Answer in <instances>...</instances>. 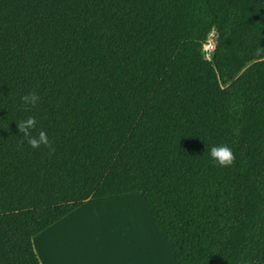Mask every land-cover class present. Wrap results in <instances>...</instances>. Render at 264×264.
<instances>
[{
	"label": "trees",
	"instance_id": "trees-1",
	"mask_svg": "<svg viewBox=\"0 0 264 264\" xmlns=\"http://www.w3.org/2000/svg\"><path fill=\"white\" fill-rule=\"evenodd\" d=\"M130 192L175 264H264V0H0V264H42L37 234Z\"/></svg>",
	"mask_w": 264,
	"mask_h": 264
},
{
	"label": "crops",
	"instance_id": "crops-1",
	"mask_svg": "<svg viewBox=\"0 0 264 264\" xmlns=\"http://www.w3.org/2000/svg\"><path fill=\"white\" fill-rule=\"evenodd\" d=\"M42 264H175V253L141 192L90 198L37 234Z\"/></svg>",
	"mask_w": 264,
	"mask_h": 264
},
{
	"label": "clouds",
	"instance_id": "clouds-1",
	"mask_svg": "<svg viewBox=\"0 0 264 264\" xmlns=\"http://www.w3.org/2000/svg\"><path fill=\"white\" fill-rule=\"evenodd\" d=\"M20 99L25 107H29L34 106L38 98L34 92H29ZM17 128L31 148L39 149L41 145L45 147L49 145L46 132L43 129L36 131L37 121L34 116L29 115L26 119L20 121ZM34 132L35 134H33ZM208 159L220 167H226L231 165L234 155L227 144L212 145L208 149Z\"/></svg>",
	"mask_w": 264,
	"mask_h": 264
},
{
	"label": "rangeland",
	"instance_id": "rangeland-1",
	"mask_svg": "<svg viewBox=\"0 0 264 264\" xmlns=\"http://www.w3.org/2000/svg\"><path fill=\"white\" fill-rule=\"evenodd\" d=\"M215 42V35H214V32H212L208 38V40L205 42L204 44V50L206 52V57L207 58H210L211 57V54L210 52L207 50L208 46L210 43H214Z\"/></svg>",
	"mask_w": 264,
	"mask_h": 264
},
{
	"label": "built area",
	"instance_id": "built-area-1",
	"mask_svg": "<svg viewBox=\"0 0 264 264\" xmlns=\"http://www.w3.org/2000/svg\"><path fill=\"white\" fill-rule=\"evenodd\" d=\"M213 48H214V43H210L208 48H207V50L210 52V54H211V51L213 50Z\"/></svg>",
	"mask_w": 264,
	"mask_h": 264
}]
</instances>
